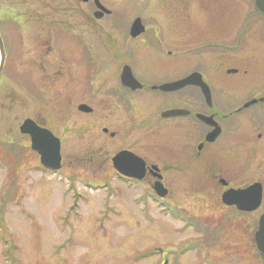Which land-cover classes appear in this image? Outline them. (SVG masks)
I'll return each mask as SVG.
<instances>
[{
    "label": "rangeland",
    "instance_id": "1",
    "mask_svg": "<svg viewBox=\"0 0 264 264\" xmlns=\"http://www.w3.org/2000/svg\"><path fill=\"white\" fill-rule=\"evenodd\" d=\"M99 2L111 11L101 20L92 0H0V264H264L254 243L264 213V104L237 110L264 97L254 0ZM136 18L146 33L133 39ZM126 65L146 83L165 71L168 81L202 72L224 119L198 163L203 125L156 122L193 106L195 94L125 91ZM81 104L91 112H78ZM26 119L60 141L57 176L19 133ZM122 150L161 170L164 202L150 195V178H115L111 159ZM220 179L232 189L260 183V206L224 205Z\"/></svg>",
    "mask_w": 264,
    "mask_h": 264
},
{
    "label": "water",
    "instance_id": "2",
    "mask_svg": "<svg viewBox=\"0 0 264 264\" xmlns=\"http://www.w3.org/2000/svg\"><path fill=\"white\" fill-rule=\"evenodd\" d=\"M86 1V0H83ZM94 3L99 9V12L94 14L96 19H100L103 14L108 15L109 11L105 10L98 2L94 0ZM254 10L256 13L264 18V0H254ZM144 32V28L141 25L139 19H136L130 29V36L132 38L137 37ZM4 63V50L3 42L0 37V73L3 68ZM235 70L228 71V74H234ZM121 84L122 86L135 91L140 88V85L133 78L131 70L129 67H124L121 73ZM194 85L201 88L203 96L208 105H210V93L208 87L202 82L201 77L197 74H191L185 79L165 84L160 86L158 89L162 92H175L186 86ZM259 100H252L244 104L243 108H248L256 104ZM264 99H260L263 102ZM78 111L83 113H89L91 110L85 106L80 105ZM187 111L183 110H170L161 114L163 118H175L183 116ZM197 118L205 123L206 125L213 127V131L207 134L205 140L206 142H213L217 136L220 134V128L215 122H213L211 117H205L198 115ZM19 132L22 135H28L30 138L31 150L37 154L40 162L43 166L50 168L51 170H56L60 167V143L57 138H55L48 130L38 127L32 120H25L19 127ZM201 146H198V151H200ZM112 164L115 170L118 172L134 177L141 180L144 174V163L141 159L134 156L127 151H121L112 158ZM154 171H157L156 167H152ZM157 178H160L155 174ZM222 185H225L223 180H220ZM154 192L160 196L165 197L166 192L162 189L160 183H155L153 186ZM262 188L259 183H254L245 189H228L221 196V202L226 206H234L238 211L253 212L255 211L261 203ZM255 245L264 259V213L261 215L258 221V228L254 234Z\"/></svg>",
    "mask_w": 264,
    "mask_h": 264
},
{
    "label": "flooded vegetation",
    "instance_id": "3",
    "mask_svg": "<svg viewBox=\"0 0 264 264\" xmlns=\"http://www.w3.org/2000/svg\"><path fill=\"white\" fill-rule=\"evenodd\" d=\"M99 1V0H98ZM81 2L82 3H84V4H86L87 2H88V0H86V1H83V0H81ZM92 3H93V5L95 4L94 3V0H92ZM101 4V3H100ZM102 5V4H101ZM103 6V5H102ZM95 7V6H94ZM96 10V12H99L98 11V9H95ZM95 11H94V13L92 14V16L94 17V19H95V16H94V14L96 13ZM109 15H111V11H110V13L108 14V15H105V14H103V16L100 18V19H96V20H101L103 17H105V16H109ZM261 19H262V23H263V33H262V38L264 39V19L261 17ZM146 33V30L141 34V35H139L138 37H140V36H143L144 34ZM138 37H136V39L138 38ZM133 39H135V38H133ZM168 58V57H167ZM127 66V65H126ZM167 67V69L165 68V70H169V68H168V66H166ZM123 68H124V66L121 68V71H120V74H119V82H120V85L122 86V84H121V73H122V70H123ZM228 71H230V70H227V74H228ZM131 73H132V76H133V78L136 80V82L140 85V88L139 89H137V90H135V91H131L130 89H128V88H126V87H124V86H122L124 89H125V91H129V92H137V91H142V90H146V91H148V90H150L151 92H154V93H159V94H165V95H167V94H177V93H180V92H183V91H188V90H191L194 94H195V103L194 102H192V104H193V106L192 105H189V106H187V107H184V108H174V109H181V110H184V111H187L182 117H179V118H163L162 116H161V114L163 113V112H165V111H168V110H171V109H168V110H165V111H163V112H161L160 113V115H159V119H158V121H156L157 123H160L161 124V126H171V125H173V124H175V123H177L178 121H181V120H184V121H190V122H195V124L197 125H203L205 128H206V131H204V133H203V137H202V140L197 144V146H196V163H198V158H199V156H200V154L204 151V149H205V147H206V145L207 144H210L211 146L213 145H215L216 144V142H217V140H219V138L220 137H218V139H216V141L214 142V143H206V141H205V138H206V136H207V134H209L212 130H213V127H209V126H207V125H205V124H203L201 121H199L198 120V118H197V116L198 115H204V116H208V117H211L212 118V120L219 126V128H220V134L222 133V126L220 125V122H219V120L220 119H224V118H220V116H219V113H216L215 111H214V109H213V105H214V99H213V87L211 88V86L207 83V82H205V80H204V77H203V74H202V72H200V71H198V70H196V71H192V72H190V73H188L187 75H185L184 77H182V78H180V79H177V80H173V81H168L167 79H165V76H166V71H165V76H163V79H159V80H154L155 79V77H154V79L151 77V76H149V77H151L152 79L151 80H149L150 82H148V83H146V82H143L141 79H140V77L137 75V74H135L134 72H132L131 71ZM236 73H237V71H236ZM235 73V74H236ZM144 74L146 75V73L144 72ZM191 74H197V75H199L200 77H201V80L205 83V85L208 87V89H209V93H210V105H208L207 104V102H206V100H205V98H204V96H203V93H202V91H201V89L199 88V87H197V86H194V85H191V86H187V87H184V88H182L181 90H179V91H176V92H162V91H160L158 88L160 87V86H162V85H165V84H170V83H173V82H176V81H179V80H181V79H184V78H186V77H188L189 75H191ZM157 81H159V82H157ZM157 82V83H156ZM224 99H226V101H224L225 103H228V104H230V103H232L234 100H233V97H227V98H224ZM259 100L258 102H257V105L258 104H264V101L263 102H261L260 103V99H264V97H259V98H252V99H250V100H248L247 102H249V101H252V100ZM247 102H245V103H247ZM244 103V104H245ZM82 105V104H81ZM201 106V108H205L206 110H209V111H211V113H207V112H205V111H203V110H201V111H198L200 108H198L197 106ZM256 106V105H255ZM238 110V112H240V111H242L240 108L239 109H237ZM237 111L235 112V113H238ZM235 113H230L228 116H233ZM36 123V122H35ZM38 126H40L41 127V125L39 124V123H36ZM104 133H106V130L104 129ZM110 136L111 137H114V134H110ZM28 138V137H27ZM29 139V138H28ZM198 146H201V149H200V151H198ZM123 151V150H122ZM125 151H127V150H125ZM130 152V151H129ZM198 160V161H197ZM144 163H145V161H144ZM198 165V164H197ZM150 167H152V166H148L146 163H145V166H144V174H143V178L140 180V182L139 183H142L146 178H150V180H153V182L155 183V181L157 180L156 179V177L154 176V173L151 171V169H150ZM157 173H161V170H159ZM161 175V174H160ZM218 177V176H217ZM216 177V178H217ZM215 178V179H216ZM161 179L163 180V176L161 175ZM225 184H227V182H225V181H223ZM132 183H135L134 181L132 182ZM228 186V184L226 185V186H222L223 188H228L227 187ZM243 188V187H242ZM245 188V187H244Z\"/></svg>",
    "mask_w": 264,
    "mask_h": 264
},
{
    "label": "bare ground",
    "instance_id": "4",
    "mask_svg": "<svg viewBox=\"0 0 264 264\" xmlns=\"http://www.w3.org/2000/svg\"><path fill=\"white\" fill-rule=\"evenodd\" d=\"M129 61H131V60L129 59Z\"/></svg>",
    "mask_w": 264,
    "mask_h": 264
}]
</instances>
